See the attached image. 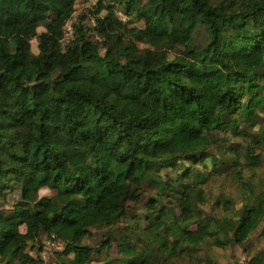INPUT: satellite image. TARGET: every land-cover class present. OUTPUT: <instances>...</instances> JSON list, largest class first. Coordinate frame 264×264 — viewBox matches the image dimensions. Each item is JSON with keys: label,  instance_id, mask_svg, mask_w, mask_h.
Masks as SVG:
<instances>
[{"label": "trees", "instance_id": "trees-1", "mask_svg": "<svg viewBox=\"0 0 264 264\" xmlns=\"http://www.w3.org/2000/svg\"><path fill=\"white\" fill-rule=\"evenodd\" d=\"M96 1L64 44L75 0H0V264H214L264 223V0Z\"/></svg>", "mask_w": 264, "mask_h": 264}, {"label": "rangeland", "instance_id": "rangeland-1", "mask_svg": "<svg viewBox=\"0 0 264 264\" xmlns=\"http://www.w3.org/2000/svg\"><path fill=\"white\" fill-rule=\"evenodd\" d=\"M96 0H75L76 12L73 21L70 22L65 29V43L67 40L72 38L73 35V24L79 21L81 16L86 15L87 20L85 25L88 27H94V16L90 13L95 8ZM121 16V15H120ZM122 17V16H121ZM123 18V17H122ZM45 29L40 28L39 32H44ZM92 33H90L91 35ZM154 41H146L140 44L141 48L154 47ZM32 50L35 54L39 53L38 43L36 40L32 42ZM245 176V174H244ZM249 178L256 190L263 189L264 186V164L258 168H255L249 174ZM207 196H213L217 198L218 196H231L240 208L242 205L241 196H245L244 189L241 187L236 180L231 176L224 175L223 177L217 178L214 181H210L206 185ZM52 193L48 190H42L41 196H51ZM16 196V195H14ZM15 198V197H14ZM214 201H211L210 207L207 208L209 211L211 205ZM264 228V223L260 230L243 245L229 246L227 248H216L205 246L200 249L199 256L205 257L212 260L214 264H250V260L259 252H264V236H261L262 229ZM100 242V235L95 234L94 238H86L84 243L86 245L95 246ZM62 246L60 244H55L50 242L45 235L37 242V244L32 248H29L31 256L35 258L39 257L43 260L44 264H55L56 262V252L61 251ZM114 253V252H113ZM177 264H192L189 260H181Z\"/></svg>", "mask_w": 264, "mask_h": 264}]
</instances>
